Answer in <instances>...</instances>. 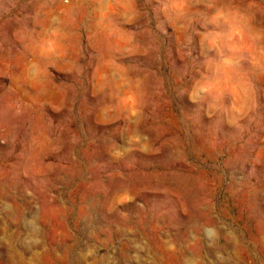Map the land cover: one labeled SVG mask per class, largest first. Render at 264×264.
<instances>
[{
    "label": "rangeland",
    "instance_id": "rangeland-1",
    "mask_svg": "<svg viewBox=\"0 0 264 264\" xmlns=\"http://www.w3.org/2000/svg\"><path fill=\"white\" fill-rule=\"evenodd\" d=\"M0 264H264V0H0Z\"/></svg>",
    "mask_w": 264,
    "mask_h": 264
}]
</instances>
